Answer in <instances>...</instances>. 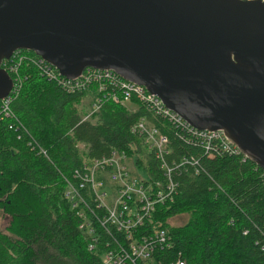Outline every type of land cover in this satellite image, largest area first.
<instances>
[{"label": "trees", "instance_id": "trees-1", "mask_svg": "<svg viewBox=\"0 0 264 264\" xmlns=\"http://www.w3.org/2000/svg\"><path fill=\"white\" fill-rule=\"evenodd\" d=\"M18 74L21 86L9 107L24 130L8 128L12 120L0 112V264H100L77 228L63 177L111 149L126 153L142 181L148 173L159 176L128 129L147 114L106 99L81 117L76 105L90 91L92 101L93 88L66 94L26 63ZM161 126L170 140L167 160L192 154L201 165L199 174L180 175L172 201L155 208L154 225L171 238L168 257L179 253L184 264H264V170L239 154L208 157ZM31 139L46 156L31 148ZM181 214L183 224L167 223Z\"/></svg>", "mask_w": 264, "mask_h": 264}, {"label": "water", "instance_id": "water-1", "mask_svg": "<svg viewBox=\"0 0 264 264\" xmlns=\"http://www.w3.org/2000/svg\"><path fill=\"white\" fill-rule=\"evenodd\" d=\"M32 51L72 79L111 69L264 170V4L241 0H0V61ZM11 79L0 68V98Z\"/></svg>", "mask_w": 264, "mask_h": 264}, {"label": "built area", "instance_id": "built-area-1", "mask_svg": "<svg viewBox=\"0 0 264 264\" xmlns=\"http://www.w3.org/2000/svg\"><path fill=\"white\" fill-rule=\"evenodd\" d=\"M241 1L264 4V0ZM21 63L35 67L42 77L66 94L93 88L95 97L90 110H95L106 99L126 107H142L147 116L139 117L128 129L145 153L150 154L159 176L153 178L148 173L142 181L131 173L126 153L111 149L82 161L69 177H63L64 197L78 219L77 228L86 238L87 249L99 256L100 264H184L179 253L174 259L168 257L172 246L170 235L154 225L153 214L157 205L172 201L177 178L196 175L201 165L192 154H180L167 160L171 155L170 140L161 125L171 128L177 139L201 148L208 157L239 154L244 159L245 155L223 130L193 127L144 86L123 79L111 69L87 67L69 79L44 59L21 49L0 61V68L11 79L8 93L0 98V112L12 120L8 128L16 125L24 130L9 107L21 86L18 74ZM153 121H161L160 126ZM29 144L46 156L45 150L33 139Z\"/></svg>", "mask_w": 264, "mask_h": 264}, {"label": "rangeland", "instance_id": "rangeland-1", "mask_svg": "<svg viewBox=\"0 0 264 264\" xmlns=\"http://www.w3.org/2000/svg\"><path fill=\"white\" fill-rule=\"evenodd\" d=\"M127 107H132V105H127ZM90 108H91V104L89 105L87 96H84L83 98H81L80 102L76 105V109L81 117H84L85 114H88L90 112ZM128 165L131 169L129 161H128ZM186 218L187 216L185 214L176 215V216L169 218L167 220V223L170 226H179L185 222Z\"/></svg>", "mask_w": 264, "mask_h": 264}, {"label": "crops", "instance_id": "crops-1", "mask_svg": "<svg viewBox=\"0 0 264 264\" xmlns=\"http://www.w3.org/2000/svg\"><path fill=\"white\" fill-rule=\"evenodd\" d=\"M93 94H91V92H87L86 94H84L81 98H83L84 96H87L88 97V102H89V105H90V102H91V97H92ZM81 100V99H80Z\"/></svg>", "mask_w": 264, "mask_h": 264}, {"label": "bare ground", "instance_id": "bare-ground-1", "mask_svg": "<svg viewBox=\"0 0 264 264\" xmlns=\"http://www.w3.org/2000/svg\"><path fill=\"white\" fill-rule=\"evenodd\" d=\"M132 174H133V173H132ZM197 174H199V170H198ZM153 178H154V177H153ZM177 187H178V185H177ZM176 190H177V188H176ZM175 194H176V192H175ZM175 194H174V195H175Z\"/></svg>", "mask_w": 264, "mask_h": 264}]
</instances>
